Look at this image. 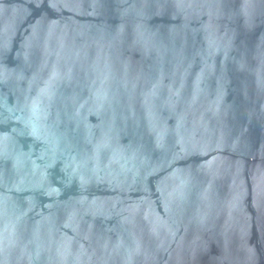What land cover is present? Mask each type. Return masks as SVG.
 I'll list each match as a JSON object with an SVG mask.
<instances>
[{
  "label": "water",
  "instance_id": "water-1",
  "mask_svg": "<svg viewBox=\"0 0 264 264\" xmlns=\"http://www.w3.org/2000/svg\"><path fill=\"white\" fill-rule=\"evenodd\" d=\"M0 264H264V0H0Z\"/></svg>",
  "mask_w": 264,
  "mask_h": 264
}]
</instances>
